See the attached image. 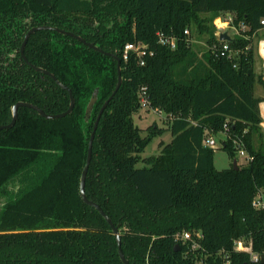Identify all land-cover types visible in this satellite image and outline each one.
<instances>
[{"label":"trees","instance_id":"trees-1","mask_svg":"<svg viewBox=\"0 0 264 264\" xmlns=\"http://www.w3.org/2000/svg\"><path fill=\"white\" fill-rule=\"evenodd\" d=\"M233 16L241 34L221 50L214 20ZM264 0H0V264H125L111 224L81 196V177L97 116L86 194L120 231L130 264H264L235 249L236 240L264 254V129L253 36L264 28ZM94 43L96 50L57 29ZM205 35L200 54L185 38ZM176 36L177 48L157 33ZM128 42L154 50L146 62ZM52 73L68 89L58 84ZM97 91L89 116L87 105ZM163 110L172 139L158 155L142 153L165 128L146 135L133 115ZM225 134L223 149L251 159L217 169L209 134ZM142 161L144 166L138 167ZM193 233L192 242L177 238ZM195 232H201L197 237ZM179 248H176V245Z\"/></svg>","mask_w":264,"mask_h":264},{"label":"water","instance_id":"water-1","mask_svg":"<svg viewBox=\"0 0 264 264\" xmlns=\"http://www.w3.org/2000/svg\"><path fill=\"white\" fill-rule=\"evenodd\" d=\"M40 29H57L58 31L62 32V33H66V34H69L75 38H77L79 41L83 42L84 44L96 49V50H99V51H102L104 52L102 49H100L99 47H97L94 43H91V42H87L84 38H82L81 36H78L72 32H69V31H65L63 29H58V28H52L51 26H46V25H42V26H35V27H32L28 33L26 34V37H25V40L23 42V45H22V48H21V51H22V55L23 57L27 60L25 54H24V49H25V45L27 43V40L28 38L30 37V35L37 31V30H40ZM220 39L221 40H231L232 37L229 35V33L227 31L225 32H222V34L220 35ZM113 56L117 59L118 61V84L116 86V89L114 90L113 94L110 96V98L104 103V105L102 106L101 110H100V113L98 114L97 116V120H96V123H95V126H94V129H93V132L91 134V138H90V142H89V150H88V158H87V162H86V165L84 167V170H83V173H82V177H81V187H80V191H81V196L83 198V200L88 203L89 205L91 206H94L96 209L99 210V212L107 219V221L111 224L112 228H113V231L114 233L116 234V237H117V240H118V243H119V253H120V257L121 259L123 260V262L125 264H130L129 263V260L126 258L123 250H122V247H121V238H120V231L118 229V227H116L111 219L109 218V216L104 212V210L100 207L99 204H97L96 202H93L91 200L88 199L87 197V194H86V177H87V173H88V169H89V165H90V162H91V158H92V145H93V140H94V137H95V133H96V129L98 127V123L100 121V118H101V115L103 113V111L105 110V108L107 107L109 101L113 98V96L116 94V92L118 91V89L120 88L121 84H122V81H123V76H122V73H121V60L119 58L118 55H115L113 54ZM36 69H38L39 71L41 72H44L50 76H52L55 80L56 77L50 73L49 71L43 69V68H40V67H35ZM58 84H60L62 87L68 89L66 86H64L63 84H61L58 80H57ZM69 92H70V97H71V102H70V106L69 108L62 112V113H58V114H48L46 113L43 109H41L40 107L36 106V105H33L31 103H27V102H18L16 103L14 106H13V119L11 121V123L7 124V125H0V129L2 128H6V127H11L13 126L15 123H16V120L18 118V108L20 106H28V107H31V108H34L35 110H37L42 116L46 117V118H60V117H64L66 116L67 114L71 113L74 109V105H75V97L74 95L72 94V91L70 89H68ZM97 100V91L94 93V96L91 97L88 105H87V110H86V114L87 116L90 115V113L92 112V109H93V105L94 103L96 102ZM234 167L235 168H238V161L237 159H234ZM176 248L178 249L179 248V245L177 244L176 245ZM261 261L264 263V254L261 255Z\"/></svg>","mask_w":264,"mask_h":264},{"label":"built area","instance_id":"built-area-1","mask_svg":"<svg viewBox=\"0 0 264 264\" xmlns=\"http://www.w3.org/2000/svg\"><path fill=\"white\" fill-rule=\"evenodd\" d=\"M215 25L217 27L216 30V35L219 37L220 39V35L222 34V32H224L225 29H229L232 28L233 31L236 32V34H241L240 30L241 29H245L246 25L244 24H240V26H237L233 23V16L232 15H228L226 17L223 18L222 15L218 16L215 20ZM262 23L264 24V19L262 20ZM184 34H185V38L187 41L193 43V37L191 35V31L189 28H186L184 30ZM158 37H159V41L162 44L168 45L171 48L175 49L178 46V41H177V37L176 36H170L165 34L162 31H159L157 33ZM221 50L225 52H229L231 56V48L230 45L228 43L229 40H221ZM133 51L136 53L137 57H139V59L141 60V64H144L146 62V56H150L154 54V50L149 48V45L144 43V42H128L124 49H123V56L124 59H128L129 57V52ZM142 103L144 104V106L149 107V103L147 102L146 98H143ZM154 110H156L159 113H163L164 111L159 109V108H152ZM204 144L206 146H210V147H215L216 145V140L213 137L212 134H209L207 137H205L204 139ZM239 155H243L245 156V158H247L248 160H250L251 158L249 156H247V154L245 153V151L241 150L238 152ZM254 205L256 206H264V201L260 200V199H256L254 201ZM195 235L197 237H202V233L201 232H195ZM177 238H180L181 240H183V242H187V241H191L192 242V247H197V242L194 239L193 233L191 232H184L182 234H179ZM235 249L239 250V251H246L249 252L251 254L252 260L253 261H259L261 256L257 253H254L252 250V246L251 244H246L243 240H236L235 242ZM229 264V263H227Z\"/></svg>","mask_w":264,"mask_h":264},{"label":"rangeland","instance_id":"rangeland-1","mask_svg":"<svg viewBox=\"0 0 264 264\" xmlns=\"http://www.w3.org/2000/svg\"><path fill=\"white\" fill-rule=\"evenodd\" d=\"M224 18V17H223ZM215 24V22H214ZM217 28V27H216ZM232 28H229L231 30ZM234 30V29H233ZM244 30V29H241ZM240 30V32H241ZM236 35V32L233 33V31H230V34ZM254 39V38H253ZM205 35L199 36L197 33L193 35V47L196 49L200 54L203 53V51L207 47ZM264 93V87L260 83H256L255 86V94L258 97H261V95ZM264 105V104H263ZM134 122L137 126H139L142 129V134L146 135L148 133L147 128L157 123L160 127H164L165 130L163 133L158 134L153 138V140L150 142V144L146 147L144 152L142 153L143 157L151 156V155H158L161 151V143H168L172 139V133L171 130L168 128L169 124V118L165 112L159 113L156 110L149 108L147 106H144L140 108V110L133 115ZM213 137L216 140L215 145V154H214V165L217 169H224L228 168L232 165L234 162L232 158L229 156L227 151L223 149V140L225 139V134L222 132H217L216 134H213ZM237 158L239 161V164H246L249 162L247 158L243 155H239L237 153ZM138 167L144 166V163L140 161L137 164Z\"/></svg>","mask_w":264,"mask_h":264},{"label":"crops","instance_id":"crops-1","mask_svg":"<svg viewBox=\"0 0 264 264\" xmlns=\"http://www.w3.org/2000/svg\"><path fill=\"white\" fill-rule=\"evenodd\" d=\"M232 30V29H231ZM229 29H225L229 33V35L232 37L234 34H230ZM233 31V30H232ZM235 33V31H233ZM253 45L255 47V68L258 73H262L264 76V28L257 31L253 36ZM262 98H264V93L261 95ZM264 104V101L260 102V109L262 114V126L264 129V107L262 105Z\"/></svg>","mask_w":264,"mask_h":264},{"label":"clouds","instance_id":"clouds-1","mask_svg":"<svg viewBox=\"0 0 264 264\" xmlns=\"http://www.w3.org/2000/svg\"><path fill=\"white\" fill-rule=\"evenodd\" d=\"M262 54H264V53H262ZM262 107H264V105H262Z\"/></svg>","mask_w":264,"mask_h":264}]
</instances>
